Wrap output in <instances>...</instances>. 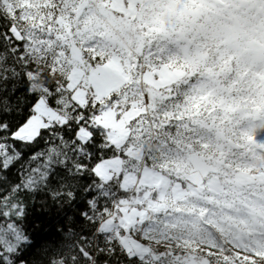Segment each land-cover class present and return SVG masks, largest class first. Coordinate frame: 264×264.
<instances>
[{
	"label": "snow or ice",
	"instance_id": "snow-or-ice-1",
	"mask_svg": "<svg viewBox=\"0 0 264 264\" xmlns=\"http://www.w3.org/2000/svg\"><path fill=\"white\" fill-rule=\"evenodd\" d=\"M0 264H264V0H0Z\"/></svg>",
	"mask_w": 264,
	"mask_h": 264
}]
</instances>
